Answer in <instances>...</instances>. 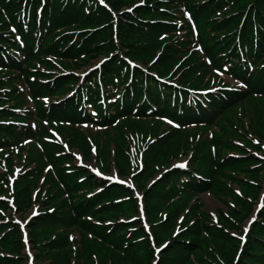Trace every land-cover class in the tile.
I'll use <instances>...</instances> for the list:
<instances>
[{
    "label": "trees",
    "instance_id": "obj_1",
    "mask_svg": "<svg viewBox=\"0 0 264 264\" xmlns=\"http://www.w3.org/2000/svg\"><path fill=\"white\" fill-rule=\"evenodd\" d=\"M136 4L0 0V155L37 138L39 120L69 129L70 144L88 160L92 144L99 145L101 168L109 170L115 157L124 176L136 165L134 147L148 167L137 179L158 245L174 236L178 216L189 208L180 236L160 250L159 264H264V210L246 244L233 240L226 229L236 219L242 223L251 209L232 188L223 187L241 181L238 171L259 178L260 163L240 145L257 146L244 141L240 121L249 116L253 134L264 139V0ZM186 12L198 27L197 37ZM232 80L242 85L232 86ZM232 111L241 120H223ZM214 126L218 134L211 132ZM194 143L201 146L190 166L168 169L146 185ZM52 146L50 160L26 157L40 170L16 185L20 197L28 195L47 172L48 194L39 190L38 199L43 197L48 209L31 225L39 255L69 264L68 235L78 230L92 250L107 255L104 264H152L154 253L133 190L74 169L72 156ZM20 157L25 159L23 152ZM3 174L0 193L9 195ZM243 181L242 197H257V186ZM206 192L225 194L229 213L221 214L220 226L199 205L190 206L192 198ZM7 209L0 201V264H25L22 233Z\"/></svg>",
    "mask_w": 264,
    "mask_h": 264
},
{
    "label": "rangeland",
    "instance_id": "obj_2",
    "mask_svg": "<svg viewBox=\"0 0 264 264\" xmlns=\"http://www.w3.org/2000/svg\"><path fill=\"white\" fill-rule=\"evenodd\" d=\"M136 2L137 4H140L143 3L144 0H136ZM102 4H104V2H102ZM185 14L186 18L190 20L193 34L197 37L198 27L196 23L191 20L189 13L186 12ZM97 62L98 59L94 60L92 65L96 64ZM92 65H86L85 67H83L81 72L89 69ZM228 82L232 83V86L242 85L235 80H232V82ZM46 100L47 99H44V101ZM34 106L35 104L32 103L29 107L34 108ZM233 112L234 111L228 113L223 120L229 122L236 121L237 119L241 120L240 114H238V118H234L232 115ZM252 121L253 120H251L249 116L244 117V119L240 121L242 124L241 131L245 133V136L242 138L246 142L248 140H252L257 147H251L247 145L240 146L242 147L244 154L256 160L257 163H260V166H258L257 168L259 170V178L258 180H252L250 176L246 175L243 171H238V176L241 181H229L226 186H223L232 188L234 194H236L242 201H245L248 208L251 209V211L248 213V216L245 217L242 223H239L236 219L234 227L226 229V232L231 235L230 237L233 240H238L240 241V243L244 242L245 244L247 242L246 239L249 237L247 235L250 233L252 226H254L259 221L260 214L264 210V139H259L257 136H255L256 134H253L255 123ZM262 121L264 123L263 115ZM36 125L38 128L37 138L30 140L23 145H19L12 151H4L0 155V175L5 176L3 173L6 174L8 186L11 189V194L9 195L5 194L4 192L0 193V201L8 204V209L6 212L8 218L21 230L23 242L22 257L24 263L54 264L53 255H48L47 257H45L44 255H39V249L35 247V244L33 243V236L31 231L32 223L37 220L39 214L42 211L48 209V207H45L47 204L43 202V197H40L39 195L38 199L39 190L40 194L42 192H48V184H46V181L44 180L45 176H47V172H42V176L37 184L32 185L36 187L32 188L28 195L20 197V195L16 193V185L21 179H23V177L27 173L40 170L37 161L31 159L26 160V157H31V154L36 156L44 155L48 160H50V158L53 156L52 152L54 151L52 144H56L64 148V151L62 152L69 153L72 156V166L74 167V169L82 172L88 170L97 178L108 182V186H110L111 184L123 185L133 190L134 196L139 206V217L147 234L149 235L148 238L150 240V245L154 253V258H152L151 263L159 264V262H161L160 256L162 253L160 250L180 236L183 229L185 212H187L189 208L184 209V212L182 211V213L178 216L177 224L174 226V236L164 238L163 242L158 245L156 236L152 234L153 229L151 227V220L146 209L145 194L143 188L141 189L139 187V181L137 179L138 175L143 172L145 173L148 168L146 165L145 157L133 147L132 152L130 153L132 154L131 158L135 160L136 165L133 166L134 169L131 174L124 176L120 173V169L116 163V160L114 159L115 157L112 158V161L108 166L109 170L101 168L100 163H98L100 157H97V155H99V145L92 144V155L88 160V158L85 157L84 153L81 150L74 148V146L70 144L69 138L71 135V131L69 129L56 123H54L55 127H53L48 122L40 120L36 123ZM169 125L173 124L169 123ZM219 130L220 128L218 126H214L211 128V132H213L214 134H218ZM102 143L101 146H104L102 145ZM200 146V143H194L190 147L183 149L184 151L182 155L177 157L171 164H165L163 169L162 167H160L159 172H155L152 176H150L151 174L148 175L150 177L148 178L146 185L151 186L158 182L161 179L162 174L166 173L168 169H186L187 166H190L192 164V158L195 149L199 148ZM110 149H112L113 152H115L116 150L113 141L110 143ZM21 152H23L25 159H22L20 157ZM231 155L234 158L239 157V153L236 151H232ZM10 162H12L11 167H9ZM48 165L51 164L48 163ZM180 165L184 166L180 167ZM66 166H68V163H66ZM96 172L104 176L97 175ZM243 180H248L250 183H254V185H252L254 187L257 186V188L259 189L257 197H242V194L244 193L242 190L241 182H243L242 184H245ZM45 193L43 195H45ZM224 197L225 194L223 193L217 194V192H206L199 195L198 197L192 198L190 206L196 208L199 205V209L211 217V220L213 221L212 224L220 226L221 214L224 212L226 214L229 213L228 205L222 199ZM226 202L231 203L232 197L228 195ZM155 223H157V221ZM58 238L59 237H57V239ZM68 242L69 245L67 246L65 251L69 254V264H104V262H108L107 255L102 252L98 253L96 247L94 248V250H92V248H90L91 244L90 246L87 244L85 236L83 237L78 230H75V232H73L71 235H68ZM119 264L127 263L119 262Z\"/></svg>",
    "mask_w": 264,
    "mask_h": 264
},
{
    "label": "snow or ice",
    "instance_id": "obj_3",
    "mask_svg": "<svg viewBox=\"0 0 264 264\" xmlns=\"http://www.w3.org/2000/svg\"><path fill=\"white\" fill-rule=\"evenodd\" d=\"M184 165H180V167H183Z\"/></svg>",
    "mask_w": 264,
    "mask_h": 264
}]
</instances>
